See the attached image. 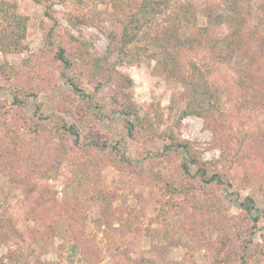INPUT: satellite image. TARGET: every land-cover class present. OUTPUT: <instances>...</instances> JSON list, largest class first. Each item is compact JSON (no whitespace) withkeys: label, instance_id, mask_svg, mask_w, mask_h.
<instances>
[{"label":"rangeland","instance_id":"rangeland-1","mask_svg":"<svg viewBox=\"0 0 264 264\" xmlns=\"http://www.w3.org/2000/svg\"><path fill=\"white\" fill-rule=\"evenodd\" d=\"M0 264H264V0H0Z\"/></svg>","mask_w":264,"mask_h":264},{"label":"trees","instance_id":"trees-1","mask_svg":"<svg viewBox=\"0 0 264 264\" xmlns=\"http://www.w3.org/2000/svg\"><path fill=\"white\" fill-rule=\"evenodd\" d=\"M23 35V34H22ZM3 38H5V34L3 35ZM1 40H2V38H1ZM3 50V52H6L7 51V49L6 48H2ZM59 56H60V59L66 64V65H69V63H70V61L66 58V56H65V50H64V48H61L60 49V52H59V54H58ZM73 85L75 86V84L73 83ZM216 178V176H212L211 178H210V180H213V179H215ZM255 215V214H254ZM253 214H251V216L253 217V219L254 220H258V218H257V216H254Z\"/></svg>","mask_w":264,"mask_h":264}]
</instances>
